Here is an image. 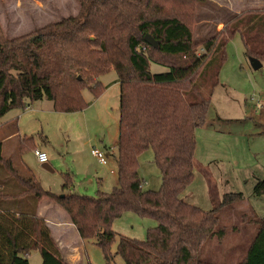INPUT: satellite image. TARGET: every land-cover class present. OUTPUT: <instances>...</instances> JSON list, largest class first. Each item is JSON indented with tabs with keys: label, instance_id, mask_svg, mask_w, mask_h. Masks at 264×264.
Wrapping results in <instances>:
<instances>
[{
	"label": "trees",
	"instance_id": "obj_1",
	"mask_svg": "<svg viewBox=\"0 0 264 264\" xmlns=\"http://www.w3.org/2000/svg\"><path fill=\"white\" fill-rule=\"evenodd\" d=\"M202 1L79 0L76 16L31 33L8 39L0 27V118L44 99L56 112H82L109 87L101 77L111 70L120 85L118 185L111 193L73 192L69 174L63 194L46 190L25 164L18 168L3 156L0 142V264H29L33 251L40 252L42 264H70L38 215L44 200L69 215L82 241L95 240L108 264L117 238L116 254L126 264H213L201 259L202 249L209 239H223L225 230L215 211L183 199L196 168V130L210 112L226 46L236 34L247 58L264 63V13L251 11L234 20L226 35L199 44L192 17L194 4ZM147 35L157 47L145 40ZM152 64L166 70L153 72ZM85 89L92 101L84 98ZM14 126L21 154L38 148L34 138L21 137ZM149 149L162 174L158 191L144 190L139 173V158ZM254 191L264 196V179ZM242 197L228 194L224 202ZM127 212L156 221L146 240L115 232L114 222ZM259 226L240 264H264V218Z\"/></svg>",
	"mask_w": 264,
	"mask_h": 264
},
{
	"label": "rangeland",
	"instance_id": "obj_2",
	"mask_svg": "<svg viewBox=\"0 0 264 264\" xmlns=\"http://www.w3.org/2000/svg\"><path fill=\"white\" fill-rule=\"evenodd\" d=\"M194 7L193 34L200 44L215 35H226L234 20L251 11L264 13V0H204ZM79 10V0H0V27L3 35L12 39L76 16ZM203 52L200 45L198 53ZM226 53L220 83L211 94L210 112L196 130V168L183 199L204 211H215L219 227L225 230L223 239L216 236L205 243L201 259L213 264H240L258 234L259 220L264 218V196L259 197L254 191L258 181L264 179V66L259 70L252 68L240 34L229 41ZM165 70L152 64L153 72ZM116 79L115 70L101 77L109 87L95 103L96 109L86 113L87 117L81 112H56L47 99L8 112L0 118V142L5 141L3 156L11 158L18 168L23 164L30 167L44 189L53 193L62 194L68 174L74 183L88 181L95 175L102 178V184L87 190L88 196H97L99 190L111 193L118 173L115 156L109 157L107 165L101 164L92 149L104 152L111 143L110 133L118 129L120 88L114 84ZM83 94L92 101L90 90L85 89ZM258 102L262 103L260 107ZM10 120L16 122L21 137H32L38 147L46 149L53 171L43 167L34 151L20 153L14 124L4 125ZM113 153L118 156V149ZM139 173L144 190L161 189L162 174L152 149L139 158ZM239 193L243 194L241 199L224 202L226 195ZM156 224L153 219L127 212L114 222L113 229L118 235L143 241L148 229ZM65 237L68 244L79 245L78 264H108L95 240L79 241L73 231ZM118 243L117 238L111 246L114 260L110 264H126L116 254ZM29 264H42L40 252L30 254Z\"/></svg>",
	"mask_w": 264,
	"mask_h": 264
},
{
	"label": "crops",
	"instance_id": "obj_3",
	"mask_svg": "<svg viewBox=\"0 0 264 264\" xmlns=\"http://www.w3.org/2000/svg\"><path fill=\"white\" fill-rule=\"evenodd\" d=\"M0 22L3 25L1 20H0ZM18 36H21V35H18ZM114 84L118 85L119 88H120L119 83L115 82ZM98 101H99V99L97 101H95L94 103H91V105L87 109L82 111L81 113H83L87 117L86 113L88 111H90L91 109H96L94 105ZM104 110L107 113L106 107H105ZM10 122H12V120L7 121V123H5L4 125L9 124ZM110 134L111 135L109 136V139H111V143H110L109 147H106V150L104 151V154L107 157V164H108V159H109L110 156H115L114 158L117 161V156L113 153V151L116 148L118 149V143H119V122H118L117 131L115 133L113 131ZM9 136H11V135H9ZM4 142H5L4 140L1 141L2 144ZM37 149H40V150L46 152V149L43 146H39ZM71 153H73V152L71 151ZM47 165L52 170L51 166L49 165V162L47 163ZM28 168H30V167H28ZM75 172L77 174H79V172H77V171H75ZM95 179H96L97 183H96ZM102 181L103 180H102V178H100L99 175L92 176V177L89 178L88 181H84V182L83 181H77L76 183H74V181H73L74 185L72 187V190H73V192L79 193L81 195H86L85 193H88L87 190L94 189L97 186V184L98 185L102 184ZM117 185H118V177H116V179H115V187ZM99 191L103 192L101 190H99ZM60 192H62V194H63V190L60 191ZM38 215L43 217L46 220V223H47L48 227L51 229L53 236L59 242L60 246L65 250L64 253H65L66 259L69 261V263L70 264H78L79 257H80L79 248H78L79 245L78 244H68V242H66V240H65L66 233L70 232V231H73L74 234L76 235V238L78 240L79 239L81 240V238L79 237V235L77 233V230H76L75 226L72 224V222L70 220L69 215L62 208H60L59 206H57L54 203L49 202L47 200H44V201H42L40 203V205L38 207Z\"/></svg>",
	"mask_w": 264,
	"mask_h": 264
},
{
	"label": "built area",
	"instance_id": "obj_4",
	"mask_svg": "<svg viewBox=\"0 0 264 264\" xmlns=\"http://www.w3.org/2000/svg\"><path fill=\"white\" fill-rule=\"evenodd\" d=\"M261 105L262 103L258 102V106L260 107ZM92 154L96 159H98L101 164H107V157L103 151L94 148L92 149ZM34 155L36 156L37 160L42 164H47L49 162L48 154L40 149H35Z\"/></svg>",
	"mask_w": 264,
	"mask_h": 264
},
{
	"label": "water",
	"instance_id": "obj_5",
	"mask_svg": "<svg viewBox=\"0 0 264 264\" xmlns=\"http://www.w3.org/2000/svg\"><path fill=\"white\" fill-rule=\"evenodd\" d=\"M145 40L151 44L152 46L154 47H157L158 46V43L150 36V35H147L145 36ZM250 62H251V66L254 70H259L263 67L264 63L262 61H260L259 59L257 58H254V57H251L250 58ZM43 167L52 171L50 169V167L47 165V164H43Z\"/></svg>",
	"mask_w": 264,
	"mask_h": 264
}]
</instances>
